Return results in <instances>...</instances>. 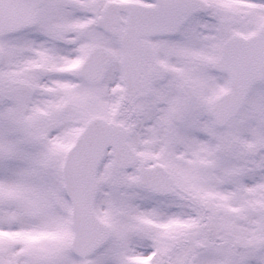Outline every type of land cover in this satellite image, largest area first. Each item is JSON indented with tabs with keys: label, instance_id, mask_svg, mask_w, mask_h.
Wrapping results in <instances>:
<instances>
[{
	"label": "snow or ice",
	"instance_id": "6c2138e0",
	"mask_svg": "<svg viewBox=\"0 0 264 264\" xmlns=\"http://www.w3.org/2000/svg\"><path fill=\"white\" fill-rule=\"evenodd\" d=\"M0 264H264V0H0Z\"/></svg>",
	"mask_w": 264,
	"mask_h": 264
}]
</instances>
